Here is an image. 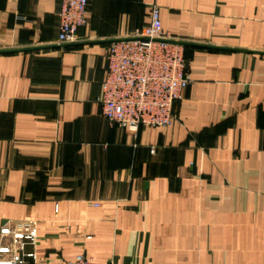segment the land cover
I'll return each instance as SVG.
<instances>
[{
    "label": "crops",
    "instance_id": "crops-1",
    "mask_svg": "<svg viewBox=\"0 0 264 264\" xmlns=\"http://www.w3.org/2000/svg\"><path fill=\"white\" fill-rule=\"evenodd\" d=\"M61 1L0 0V226L38 222L37 264H264V0H90L64 45ZM152 4L191 83L135 135L97 99Z\"/></svg>",
    "mask_w": 264,
    "mask_h": 264
},
{
    "label": "built area",
    "instance_id": "built-area-1",
    "mask_svg": "<svg viewBox=\"0 0 264 264\" xmlns=\"http://www.w3.org/2000/svg\"><path fill=\"white\" fill-rule=\"evenodd\" d=\"M89 1H61L59 44L79 40ZM173 41L163 32L160 7L152 4L146 26L136 29L132 37L110 42L105 51L108 67L97 99L108 121L135 135L143 127L166 128L178 121L177 105L191 80L185 48ZM37 238L36 220L6 221L0 226V264H37ZM68 264L118 263L114 259L100 263L80 253Z\"/></svg>",
    "mask_w": 264,
    "mask_h": 264
},
{
    "label": "water",
    "instance_id": "water-1",
    "mask_svg": "<svg viewBox=\"0 0 264 264\" xmlns=\"http://www.w3.org/2000/svg\"><path fill=\"white\" fill-rule=\"evenodd\" d=\"M173 42H176V43L181 44L183 46H185V45H192L193 44V43H189V42H185V41H177V40H174Z\"/></svg>",
    "mask_w": 264,
    "mask_h": 264
}]
</instances>
